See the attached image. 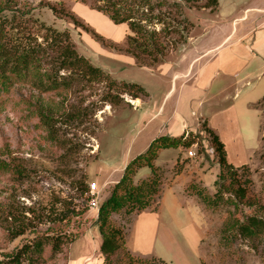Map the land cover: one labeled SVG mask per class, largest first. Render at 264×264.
Masks as SVG:
<instances>
[{
    "label": "rangeland",
    "instance_id": "1",
    "mask_svg": "<svg viewBox=\"0 0 264 264\" xmlns=\"http://www.w3.org/2000/svg\"><path fill=\"white\" fill-rule=\"evenodd\" d=\"M205 2L186 5L187 39L169 51L165 61L140 65L121 50L127 47L128 24H116L98 10L102 1L0 0L5 21L12 18L10 6L20 7L15 21L30 33L25 39L37 51L41 72H53L61 82L57 89L45 90L29 75L0 95V164L22 170L18 175L0 168V260L5 264H16L9 260L10 253L61 231L60 251L53 252L46 244L40 257L35 254L32 261L24 255L20 263L97 264L102 234L81 185L97 182L103 201L126 165L147 150L152 138L185 132L199 134V145L159 151L156 164L166 174L151 206L133 214L129 223L123 211L112 216L114 225L126 227L129 252L141 258L159 257L165 264H264V235H233L239 221L256 213L254 204H264V116L244 106L248 98L228 97L225 93L231 86L221 91L222 77L216 74L222 61L229 59V50L222 48L228 44L221 43L224 37L234 29L240 33L255 13L248 8L264 6V0H218L216 9L203 7ZM41 22L68 30L79 55L109 76L81 79L78 69L61 68L59 48L44 40ZM162 26L154 28L159 31ZM173 37L177 35L171 32L166 41ZM146 59L142 53L141 60ZM201 80L206 91L198 88ZM127 81L148 91L147 96L140 95L142 105L130 102L136 99L132 91L121 93L115 103L106 100V95L124 91ZM233 104L239 109L245 150L241 153L228 143L227 156L236 166L248 164L250 170L238 168L233 177L225 175L221 189L216 185L220 164L204 123L219 135L211 116ZM245 112L255 117L248 119ZM178 157L185 168L176 176ZM150 172L149 167L140 168L135 181ZM238 186L245 190L244 197L236 196ZM185 187L188 196L181 192ZM202 189L214 196L207 205L198 197ZM84 206L80 216L71 215ZM158 206L165 209L159 211L161 216ZM65 216H72L67 226L60 221ZM231 223L233 229L225 233Z\"/></svg>",
    "mask_w": 264,
    "mask_h": 264
},
{
    "label": "trees",
    "instance_id": "2",
    "mask_svg": "<svg viewBox=\"0 0 264 264\" xmlns=\"http://www.w3.org/2000/svg\"><path fill=\"white\" fill-rule=\"evenodd\" d=\"M88 1V0H81ZM102 1V5L96 8L107 15L116 24L127 23L130 32L127 34V47L121 48L127 53L134 56L140 65L157 64L165 61L166 54L175 49L179 43L187 39L186 28L190 23L185 14L187 4L198 6L203 0H98ZM218 0H206L203 7L216 9ZM173 7V10L169 9ZM13 11L11 20L5 21L6 16H0L4 19L0 21V95L1 93H9L12 91L15 83L25 79L29 75H33L37 86L45 90L57 89L61 82L54 76L53 72L42 73L39 68V57L35 47L30 40H26L25 36L30 35L23 28L19 21H15L16 11H21L20 7L15 4L10 6ZM0 8V13L2 12ZM21 13V12H20ZM75 22L76 18L73 16ZM163 26L157 31L154 26L156 24ZM192 25L194 23L191 22ZM44 31V40L51 41L52 44L58 46L60 52V66L67 69H78L82 75L80 78L88 77L89 79H101L108 74L93 65L82 55H79L68 30H58L52 25L41 22L39 25ZM175 33L177 37L170 38L166 41L168 34ZM142 53L147 55V59L142 61ZM46 77L44 80L42 77ZM113 84L115 81H112ZM124 91L116 94H108L106 100L115 103L121 93L132 91L133 97L137 98L147 96L148 92L139 83L126 82L123 83ZM127 89V90H126ZM122 98V97H121ZM263 101L255 105L264 111ZM211 143L213 144V152L215 159L220 164L219 177L216 179V185L221 189L224 188L223 180L225 175L229 178L236 174L238 168L249 171L248 164L235 166L228 161L225 143L213 129L206 126ZM199 134L193 132H185L180 136L161 135L154 138L149 144L147 150L133 158L124 168L123 174L118 181L115 182L110 195L100 202L97 209L98 216L96 223L102 234V242L100 245L101 261L99 264H165V260L159 257L141 258L132 255L126 245V227L116 226L112 222L114 213L124 212L129 218L127 223L131 221V216L147 207L151 206L154 195L160 194L164 184L166 169L156 164L158 153L164 148H177L178 146L192 147L198 144ZM264 140V135H263ZM264 155V152L262 153ZM176 176L185 168V162L181 159L177 160ZM142 167H149L151 172L148 176L136 180L134 176ZM1 169H7L14 174L21 175L22 170L19 168H9L7 163L0 164ZM83 191L88 190L87 185H81ZM231 188L228 187V190ZM220 189V191H221ZM236 196H245V190L240 186L234 190ZM199 200L207 205L214 196L202 189L198 192ZM89 206V198L84 200ZM256 213L247 216L243 221H239L233 235H241L246 238H255L264 235V204H254ZM86 210V206L78 211H73L71 215L80 216ZM260 213V214H258ZM72 216L63 217L60 221L64 222L63 226H67ZM233 224L227 225L223 229L226 233H230ZM58 232V231H56ZM64 232L43 235L42 238L36 239L32 245H25L19 251L10 253L9 260L16 264H21V257L26 255L33 261L36 254L37 258L41 256L44 245L51 244L53 252L60 251L62 246V237ZM0 264H5L4 260H0Z\"/></svg>",
    "mask_w": 264,
    "mask_h": 264
},
{
    "label": "crops",
    "instance_id": "3",
    "mask_svg": "<svg viewBox=\"0 0 264 264\" xmlns=\"http://www.w3.org/2000/svg\"><path fill=\"white\" fill-rule=\"evenodd\" d=\"M248 9H253L251 11L255 12L253 18L244 26L240 33H238L237 29H234L221 42L223 44L228 41V44H223L222 48L229 50L227 54L229 59L222 61L221 68L216 74L222 77L219 83L221 91H227V88L231 86V91H227L225 94L228 97L232 96L235 101L248 98V100H245L244 106L256 109L259 112L257 114L262 117L264 116V111L256 108L255 105L264 100V6L255 4ZM184 74L188 75L187 73ZM203 80H201L202 84L199 82L201 87L198 88L206 91ZM134 102L132 104L140 106L144 100L142 97H137ZM203 105L204 97H201L199 107H203ZM245 113L248 119L251 115L255 117L251 113ZM215 118H217L215 120L217 125L213 120ZM210 123L218 131L220 138L225 143L226 151L228 150V143H230L243 153V150H245L244 134L240 124L239 109L236 104L227 107V109L215 110L211 116ZM228 161L233 164L229 159ZM187 188L185 187L181 190L185 196L189 195ZM93 210L96 211L94 217L97 218L98 211L96 209ZM164 210V207L158 206V212L156 213ZM161 212L159 213L160 216ZM162 227L160 226V228ZM100 261L101 257L96 263L99 264Z\"/></svg>",
    "mask_w": 264,
    "mask_h": 264
},
{
    "label": "built area",
    "instance_id": "4",
    "mask_svg": "<svg viewBox=\"0 0 264 264\" xmlns=\"http://www.w3.org/2000/svg\"><path fill=\"white\" fill-rule=\"evenodd\" d=\"M188 154L190 157L194 156L193 151H189ZM101 192L102 189L97 182L95 181L89 182V187L85 194L86 197L89 198V207L91 209L97 210L99 208L101 202L100 200Z\"/></svg>",
    "mask_w": 264,
    "mask_h": 264
},
{
    "label": "water",
    "instance_id": "5",
    "mask_svg": "<svg viewBox=\"0 0 264 264\" xmlns=\"http://www.w3.org/2000/svg\"><path fill=\"white\" fill-rule=\"evenodd\" d=\"M131 103H134V100H130Z\"/></svg>",
    "mask_w": 264,
    "mask_h": 264
},
{
    "label": "bare ground",
    "instance_id": "6",
    "mask_svg": "<svg viewBox=\"0 0 264 264\" xmlns=\"http://www.w3.org/2000/svg\"><path fill=\"white\" fill-rule=\"evenodd\" d=\"M135 103V102H134Z\"/></svg>",
    "mask_w": 264,
    "mask_h": 264
}]
</instances>
